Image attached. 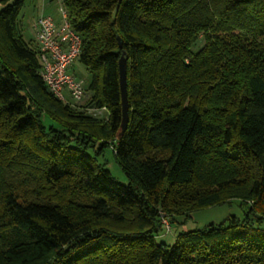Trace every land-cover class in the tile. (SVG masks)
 <instances>
[{
	"label": "trees",
	"instance_id": "obj_1",
	"mask_svg": "<svg viewBox=\"0 0 264 264\" xmlns=\"http://www.w3.org/2000/svg\"><path fill=\"white\" fill-rule=\"evenodd\" d=\"M62 1L84 103L49 90L24 0H0V264H264V0ZM236 198L243 217L158 241L163 219Z\"/></svg>",
	"mask_w": 264,
	"mask_h": 264
},
{
	"label": "rangeland",
	"instance_id": "obj_2",
	"mask_svg": "<svg viewBox=\"0 0 264 264\" xmlns=\"http://www.w3.org/2000/svg\"><path fill=\"white\" fill-rule=\"evenodd\" d=\"M0 10L3 4L0 2ZM57 11L58 14L62 15V5L60 0H24V6L19 15V27L21 28L24 37L31 40L36 33V22L42 15L50 16L49 14ZM202 45V41H199L195 47L198 48ZM70 71L77 76V79L82 81L86 93H89L88 84L91 80V74L86 66L76 59L70 67ZM89 95H86L85 99ZM66 98L69 102H73L71 97L67 94ZM85 99L82 103L85 102ZM107 111L104 112V116H107ZM44 123L49 126L54 124L58 126L57 122L50 117L44 118ZM100 161L105 163V167L110 170L112 175L123 183L128 182V177L123 172L120 164L115 158V154L112 146H107L104 149L103 155L100 157ZM247 206L242 200L236 198L231 202L209 206L193 212L189 217L185 215H178L175 217V221L170 222V230L166 227L162 233L157 236L158 241L172 244L175 240L176 234L182 230H191L196 228H202L211 223H221L227 220L230 216L235 215L238 217L244 216V211Z\"/></svg>",
	"mask_w": 264,
	"mask_h": 264
},
{
	"label": "built area",
	"instance_id": "obj_3",
	"mask_svg": "<svg viewBox=\"0 0 264 264\" xmlns=\"http://www.w3.org/2000/svg\"><path fill=\"white\" fill-rule=\"evenodd\" d=\"M63 23L58 26L51 16L42 15L36 22V40L41 51L43 64L42 78L49 90L64 102H69L67 94L71 97V103L82 102L86 97V90L82 81L70 71L73 62L81 52L82 39L73 28L62 8ZM104 108L91 107L89 111L100 115ZM169 229L167 219H163Z\"/></svg>",
	"mask_w": 264,
	"mask_h": 264
},
{
	"label": "water",
	"instance_id": "obj_4",
	"mask_svg": "<svg viewBox=\"0 0 264 264\" xmlns=\"http://www.w3.org/2000/svg\"><path fill=\"white\" fill-rule=\"evenodd\" d=\"M120 83H121V94H122V107L123 117L122 122L117 132V139L122 138L123 134L127 130L129 114L127 104V70H126V59L124 57L120 60Z\"/></svg>",
	"mask_w": 264,
	"mask_h": 264
},
{
	"label": "crops",
	"instance_id": "obj_5",
	"mask_svg": "<svg viewBox=\"0 0 264 264\" xmlns=\"http://www.w3.org/2000/svg\"><path fill=\"white\" fill-rule=\"evenodd\" d=\"M60 3L62 5V8H64L63 6V1L60 0ZM1 7V6H0ZM55 21V23L60 26L63 23V14H58L56 10H54V12L52 11V13L49 14ZM27 39V38H26ZM28 40V39H27ZM33 43H35L36 45H38V42L36 40V33L34 34V37L31 39Z\"/></svg>",
	"mask_w": 264,
	"mask_h": 264
}]
</instances>
